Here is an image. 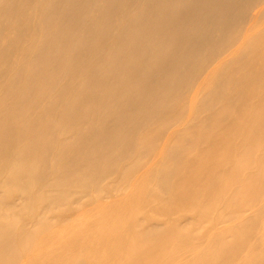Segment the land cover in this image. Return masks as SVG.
<instances>
[{
  "label": "bare ground",
  "instance_id": "6f19581e",
  "mask_svg": "<svg viewBox=\"0 0 264 264\" xmlns=\"http://www.w3.org/2000/svg\"><path fill=\"white\" fill-rule=\"evenodd\" d=\"M0 264H264V0H0Z\"/></svg>",
  "mask_w": 264,
  "mask_h": 264
},
{
  "label": "rangeland",
  "instance_id": "374dc122",
  "mask_svg": "<svg viewBox=\"0 0 264 264\" xmlns=\"http://www.w3.org/2000/svg\"><path fill=\"white\" fill-rule=\"evenodd\" d=\"M119 189L120 188H122V186H120V187H118ZM117 193V191L116 190H114L113 192H112V194L114 195V194H116ZM107 200V199H106ZM154 203H152V204H150L149 205V207H152V205H153ZM148 209V208H147ZM151 214H152V216L155 218V219H157V221L158 220H162V219H166L167 217H165V216H163V215H161V214H158V213H155V212H151ZM173 217H175V216H173ZM156 221V220H155ZM194 221H193V217H191V216H187V217H185V218H182L181 220H180V224L181 225H184V226H190L192 223H193ZM89 223L90 222H88L87 224L89 225ZM179 223V222H178ZM177 223V224H178ZM85 227H87V225H85ZM161 227H163V226H161ZM194 228V227H193ZM182 238V237H181ZM174 239V241H175V238H173ZM260 241V240H259ZM173 248V246H171L170 248H168V250L170 249H172ZM261 252V248L260 247H258L256 250H255V253L256 254H258V253H260Z\"/></svg>",
  "mask_w": 264,
  "mask_h": 264
}]
</instances>
